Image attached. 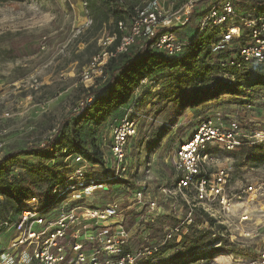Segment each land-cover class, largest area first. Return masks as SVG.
Returning a JSON list of instances; mask_svg holds the SVG:
<instances>
[{
	"label": "rangeland",
	"instance_id": "374dc122",
	"mask_svg": "<svg viewBox=\"0 0 264 264\" xmlns=\"http://www.w3.org/2000/svg\"><path fill=\"white\" fill-rule=\"evenodd\" d=\"M121 1L131 7L145 0ZM242 3L240 7L248 11ZM200 8L203 6L198 5L196 10ZM197 14L200 15L194 14L186 27L189 37L196 33ZM112 29V18L101 30L92 28L82 0L0 3V138L4 143L0 158L16 149L45 146L54 137L60 141L61 123L87 98L92 99L91 91L106 77L104 71L102 77L87 86L81 80L85 66L102 50L101 39L110 36ZM188 83L189 77L179 66L162 68L147 83L135 88L128 102L101 124H93L86 130L85 138L98 145L104 159L103 166H93L91 175L108 177L113 166L108 151L110 125L126 114L137 125L136 135L126 145L125 173L110 181L107 189L82 195V201L93 206L113 200L122 204L124 213L132 219L133 250L144 241L162 238L167 227L180 221L184 206L179 200L164 198L157 187L172 183L175 149L190 137L202 119L219 112L223 124L234 118L245 128L264 129V91L242 105L233 104L229 94L196 105H181L171 96V87ZM191 91V86H187V92ZM65 152L62 150L56 159L49 161L20 157L12 166V175L23 173L25 166H47L68 176L75 165L71 155ZM238 153L220 155L219 162H226L230 168L228 191L233 200L230 225L242 227L247 237L227 241L224 247L188 254L185 259L176 251H167L152 264H215L217 261L218 264H251L256 260L264 247V146L249 155ZM141 183H147L153 191L154 214L149 215L146 206L132 202V191ZM248 186L253 187L254 194L241 193ZM43 190L44 187L34 192ZM238 195L241 200L237 199ZM14 207V202L0 196V217L9 215ZM242 213L248 220L240 224L238 217ZM213 232L221 233V228L215 225Z\"/></svg>",
	"mask_w": 264,
	"mask_h": 264
},
{
	"label": "built area",
	"instance_id": "2783aa9c",
	"mask_svg": "<svg viewBox=\"0 0 264 264\" xmlns=\"http://www.w3.org/2000/svg\"><path fill=\"white\" fill-rule=\"evenodd\" d=\"M198 5L203 8L196 10ZM258 9L246 11L233 0H145L133 7L128 23H117L122 36L114 51L109 49L116 40L115 34L101 39L102 50L83 69L82 83L87 86L102 77L109 60L118 53H127L136 43L148 44L175 63L205 35L212 39V55L229 54L218 61L222 68L242 70L264 64V7ZM196 13L200 15L195 35L179 38L173 29L187 27ZM149 80L144 78L140 85ZM91 100L87 98L83 103ZM220 118L216 112L202 119L190 137L175 149L173 181L170 185H159L157 191L164 198L179 200L185 211L177 224L164 230L162 238L144 241L133 250L132 219L124 213L119 201L103 206L82 201L83 194L107 189L110 181L125 173L126 145L137 132L135 121L126 114L110 125L108 151L113 161L110 176L91 175L93 165L79 155H71L75 168L53 188L50 202L43 204L39 197H30L21 204L16 216L0 221V264H152L161 253L181 252L183 237L192 231L209 234V242L181 259L195 252L224 247L237 237H247L242 227L230 225L231 174L226 162H219V156L264 146V129L245 128L234 118L223 124ZM3 145L0 138V150ZM241 193L254 194L255 190L248 186ZM237 199L241 200V195ZM132 202L146 206L149 215L155 213V198L147 183L133 189ZM247 220L244 213L238 217L240 224ZM215 225L221 228V233L213 232ZM251 264H264V247Z\"/></svg>",
	"mask_w": 264,
	"mask_h": 264
},
{
	"label": "trees",
	"instance_id": "16d2710c",
	"mask_svg": "<svg viewBox=\"0 0 264 264\" xmlns=\"http://www.w3.org/2000/svg\"><path fill=\"white\" fill-rule=\"evenodd\" d=\"M8 1L24 2L25 0H0V3ZM82 1L92 28L101 30L109 25L112 18L113 29L110 35L115 34L116 40L109 50L114 51L122 36L117 29V23L120 21L128 23L135 5L126 7L121 0ZM240 1L233 0L239 4L243 1L242 4L249 9L258 7V10H261L264 7V0ZM211 43L212 39L209 36H203L175 63H171L170 60L150 49L146 43H136L127 53H118L112 57L104 70L106 77L90 93L91 102L83 103L80 109L71 113L61 123L59 142L57 137H54L45 146L16 149L0 158V196L15 203L14 210L9 215L0 217V221L16 216L21 204L30 197L37 196L41 203L47 204L50 202L53 188L60 185L67 177L64 172L47 166H25L23 173L12 175V166L20 157L49 161L56 159L61 151L65 150L67 155H79L93 166H103V155L95 142H89L85 138L86 130L93 124H101L115 109L128 102L141 80L151 78L162 68L172 69L179 66L189 77L188 85L171 87V96L181 105H196L222 94H229L235 105H242L245 100L256 99V94L264 91V64H255L242 70L234 67L222 68L218 61L227 58L229 54L212 55ZM226 75L232 78H226ZM187 86L192 88L190 93L187 92ZM202 86L205 87L201 89ZM257 148H242L238 151V155H249ZM43 187L42 192H34ZM209 239L207 233L192 231L183 237V250L178 254L184 256L192 253L206 245Z\"/></svg>",
	"mask_w": 264,
	"mask_h": 264
},
{
	"label": "crops",
	"instance_id": "0c3cea01",
	"mask_svg": "<svg viewBox=\"0 0 264 264\" xmlns=\"http://www.w3.org/2000/svg\"><path fill=\"white\" fill-rule=\"evenodd\" d=\"M188 28L184 27V28H181V29H178L176 31V35L179 37V38H185V37H188L189 34H190V31L187 30Z\"/></svg>",
	"mask_w": 264,
	"mask_h": 264
}]
</instances>
